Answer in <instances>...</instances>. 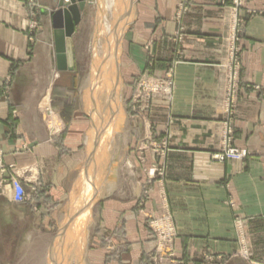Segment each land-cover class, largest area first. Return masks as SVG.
Returning <instances> with one entry per match:
<instances>
[{"label": "crops", "instance_id": "1", "mask_svg": "<svg viewBox=\"0 0 264 264\" xmlns=\"http://www.w3.org/2000/svg\"><path fill=\"white\" fill-rule=\"evenodd\" d=\"M25 1L0 0V170L15 166L18 174L29 171L31 182L41 183L53 201L80 184L79 177L92 160L90 145L102 130H90L86 104L77 108L73 96L82 86L72 64L78 28L60 57L52 13L61 0H39L43 11L37 36L30 33ZM183 2L188 11L180 17ZM228 2L136 1L121 56L124 82L131 84L148 70L164 77L174 54L182 57L173 72L171 103L158 102L150 114L155 130L169 133L166 158H154L139 141L142 130H136L139 125L131 119L126 157H117L116 176L111 175L116 181L94 207L102 230L125 227L131 249L123 264L140 263L142 248L150 241L147 217L164 210H170L176 224L177 247L192 258L208 248L231 252L236 214L253 219L251 230L259 231V248L264 247V15L247 22L238 43L241 93L234 146L251 155L245 162L211 159L227 120L225 76L231 70L227 56L232 29ZM248 5L264 12V0H249ZM179 35L180 48L175 41ZM151 60L156 62L154 69ZM160 167L165 168L164 177L152 180L148 173ZM120 168L125 169L123 178ZM146 189L149 199L139 212L138 201ZM229 198L235 209L227 206Z\"/></svg>", "mask_w": 264, "mask_h": 264}, {"label": "rangeland", "instance_id": "2", "mask_svg": "<svg viewBox=\"0 0 264 264\" xmlns=\"http://www.w3.org/2000/svg\"><path fill=\"white\" fill-rule=\"evenodd\" d=\"M101 2V0H61L60 4H63V7H60L59 4L56 11L52 13V17H54L58 12H62L61 17L58 19L61 28L57 29V34L65 33L68 21L72 23L73 32L70 37L65 38V44L73 39L76 28L79 30L73 41L74 51L77 54L72 56V64L77 67L80 85L82 84V86L77 87L75 92L72 93L73 96H76L74 98L77 108L83 109L81 106L86 104L84 109L90 119H92L94 111L88 94L90 91L88 87H92V85L88 83L94 81L92 72L94 63L93 43L99 27V17L102 10ZM248 2L249 0H229L228 5L225 6L226 12L232 18L231 38L228 41L229 54L227 56L231 70L230 73L226 72L225 76L227 119L225 129L220 130L218 135L219 148L211 155L212 161L217 163L227 161L245 162L251 155L248 150L238 149L234 146L236 106L241 93L242 52L238 43L247 22L264 15V12L251 8ZM134 6H136V2ZM25 7L31 21L30 33L37 36L41 29L40 16L43 9L39 0H26ZM69 7L72 8L71 11H69ZM67 11L70 13V18H68ZM187 11L188 7L185 6V2L181 3L178 15L181 17ZM82 15H84L83 19ZM129 24L123 23L125 33L121 40V51L118 58L119 69L117 75L120 84L118 96L121 105L119 115L123 116V119L117 123L119 128L115 130V134L109 136L107 140L104 139L103 143L99 142L102 134L95 137L94 147L97 146L99 149L96 151L90 146L92 160H89L88 166L84 168L82 175L79 177L82 183L80 182L75 189L66 190L65 194L61 195L59 199L53 200V202L46 197L47 192L41 183L31 182L28 176L29 171L25 175H21L18 174L15 166H9L8 169L4 170L1 168L0 190L5 193L0 194V213H3L0 214V264H59L58 255L56 254L55 259V253L51 250L63 223L70 218L73 199L81 196L87 180L90 179L92 184H90V188L93 186L95 199H91V202H94L91 208L89 231L87 230L88 245L83 257L84 264H102L99 262L102 258L103 264H123L124 256L129 254L131 247L127 243L125 227L119 225L114 231L102 230L97 225L94 207L97 201L106 197L116 181L111 178V175L115 174L116 176L117 170L114 169V165H117V159L126 157L127 151L124 145L127 140L129 142L127 130H131V119L136 120L137 126L139 125L136 130H142L141 140L139 141L145 143V146L151 149L154 158L158 160L166 158L169 133L161 134L158 130H155V126L151 123L150 114L158 102L171 103L175 89L173 72L182 57L180 52L174 54L170 68L165 72L164 77H159L155 70H148L136 75L131 84L125 83L121 77L120 64ZM175 41L178 48H180L183 44L182 35H179ZM155 67L156 62L154 60L150 68L154 69ZM80 89H82V95L79 94ZM254 89L257 91L262 90L259 86ZM81 98L85 103H81ZM104 122L110 124L109 121L104 120ZM91 125L90 130H99L101 127H95L93 122ZM97 141L98 143H95ZM229 150L234 154H244L245 156L242 160L228 157ZM99 152L101 154L100 158L98 157L95 163V156ZM120 170L122 177L125 169L120 168ZM148 175L152 180L156 176L163 178L165 168L152 169ZM18 194L19 198L16 197ZM148 199L149 192L146 189L138 201L137 211H144ZM226 204L231 209L236 207L235 202L230 198L226 201ZM233 217V236L235 238L233 250L224 253L208 248L198 258H192L185 249L176 245L178 230L170 210H164L163 214L156 217L148 216L145 226L150 241L147 248H142V257L139 264H264V247L259 248V231L254 232L251 230L253 219L243 217L240 214ZM72 264H79V261Z\"/></svg>", "mask_w": 264, "mask_h": 264}, {"label": "bare ground", "instance_id": "3", "mask_svg": "<svg viewBox=\"0 0 264 264\" xmlns=\"http://www.w3.org/2000/svg\"><path fill=\"white\" fill-rule=\"evenodd\" d=\"M101 1L102 10L99 17V27L93 43L94 63L92 72L94 81L88 83L92 85V87H88L90 89L88 94L94 111L92 122L95 127L101 126L99 130H102L99 133L102 134L100 135L101 140H98L100 143L115 134V130L119 128L117 123L123 119V116L119 115L121 105L118 96L120 85L117 75L118 58L121 51V40L125 33L123 23H130L136 0ZM104 120L109 121L110 124ZM90 146L96 151L99 149L97 146L94 147V140ZM100 155V152L96 154L95 163ZM90 180H87L81 196L73 199L70 218L63 223L51 250L55 253V259L56 254L58 255L59 264H72L75 261L84 264L83 257L88 245V226L91 223V208L94 202H91V199H95V191L92 190L93 186L90 188L92 185Z\"/></svg>", "mask_w": 264, "mask_h": 264}, {"label": "water", "instance_id": "4", "mask_svg": "<svg viewBox=\"0 0 264 264\" xmlns=\"http://www.w3.org/2000/svg\"><path fill=\"white\" fill-rule=\"evenodd\" d=\"M60 7H63V4H60ZM71 9L72 8L69 7V11H71ZM69 11H67V15L70 14ZM61 14L62 12H58L53 17L56 29L59 28L58 19L61 17ZM68 18H70V15ZM72 32H73L72 23L71 21H68L67 30L65 31V33L61 32V34L59 33L60 35L56 33V48H57V53L60 55V57H63V55L65 54V49H66L65 38L70 37Z\"/></svg>", "mask_w": 264, "mask_h": 264}, {"label": "built area", "instance_id": "5", "mask_svg": "<svg viewBox=\"0 0 264 264\" xmlns=\"http://www.w3.org/2000/svg\"><path fill=\"white\" fill-rule=\"evenodd\" d=\"M228 152H229V154H228L229 156H228V157H233V158H235V159H237V160H242V159L244 158V156H245L244 154H237V153L234 154V153H232L230 150H229ZM222 159H223V158H222ZM222 159H221V160H222ZM223 160H224V159H223ZM0 189H1V188H0ZM1 193L4 194L5 192H4L3 190H0V194H1ZM16 195H17V194H16ZM16 197L19 198V197H20L19 194H18V196H16Z\"/></svg>", "mask_w": 264, "mask_h": 264}]
</instances>
